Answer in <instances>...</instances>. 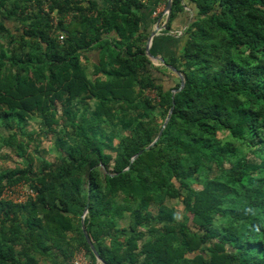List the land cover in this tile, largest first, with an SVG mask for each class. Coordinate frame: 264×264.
I'll use <instances>...</instances> for the list:
<instances>
[{
	"label": "trees",
	"instance_id": "16d2710c",
	"mask_svg": "<svg viewBox=\"0 0 264 264\" xmlns=\"http://www.w3.org/2000/svg\"><path fill=\"white\" fill-rule=\"evenodd\" d=\"M152 5L0 0V151L31 120L58 149L37 171L31 156L0 172V264H74L82 252L99 264L87 205L106 264H264V0H173L167 30L187 7L193 16L163 68L146 53ZM168 64L185 87L145 150L181 85ZM20 183L36 197L2 198Z\"/></svg>",
	"mask_w": 264,
	"mask_h": 264
},
{
	"label": "rangeland",
	"instance_id": "374dc122",
	"mask_svg": "<svg viewBox=\"0 0 264 264\" xmlns=\"http://www.w3.org/2000/svg\"><path fill=\"white\" fill-rule=\"evenodd\" d=\"M166 6H167V0H163L162 4L160 5V8L158 11H154L153 15L155 17H158L159 14H162L161 18L162 20H166ZM47 6L45 7V9ZM190 15V14H189ZM55 18V17H54ZM55 21L57 18L54 19ZM147 45V44H146ZM151 51V49H150ZM155 66L158 68H163V64L161 62H158L156 59L151 60ZM84 66L86 67V72L87 75L90 79L95 78L97 75H95V69L93 67V61H85ZM171 72V70H169ZM178 80H176V83ZM149 95H154V92H148ZM57 118H61V114H58ZM61 122L64 124L65 121L61 120ZM67 125V124H66ZM28 133L34 136V140L30 141L29 136L24 134ZM4 138V143L6 142V145L2 147V150L0 151V172H5L6 170L9 169H14L17 167H24L25 166V161L29 160L31 156H33V165L35 168V171L39 170L37 168L40 164L41 161H47V162H55L57 160L58 156V149L56 147V141H57V134H47L43 128V126L38 123V121H33L31 120L28 123V126L26 128V131L19 132L18 136L16 138H9L6 134L2 135ZM219 137L222 138L224 135L219 134ZM20 144H23L26 146L27 149V154L24 157H19L17 155V152L21 151ZM214 171V170H213ZM193 188L195 189H200L204 183H205V178L201 175L197 180H193ZM171 206H173L176 210L177 218L182 219L184 215L186 214L185 212V206L182 204V202L178 199L172 200L169 202ZM124 224H128L124 222ZM85 260L89 264L90 259L88 256L85 255ZM40 264H52V262H45L44 260L40 262ZM99 264H102L99 262Z\"/></svg>",
	"mask_w": 264,
	"mask_h": 264
},
{
	"label": "crops",
	"instance_id": "0c3cea01",
	"mask_svg": "<svg viewBox=\"0 0 264 264\" xmlns=\"http://www.w3.org/2000/svg\"><path fill=\"white\" fill-rule=\"evenodd\" d=\"M152 2L153 5L149 6V8H151V11L144 12V30H146V32L150 36L153 31L157 30L158 26H161L162 29L154 37L151 45V50L154 51V55L156 54V56H161L162 54L165 56L178 55L177 53H179L185 43L183 39V32L189 25L193 16L192 7H187L185 13L180 14L172 22V29L167 30V28L163 27L166 20L163 19L160 25H158V19L161 18L162 14H159L158 17H155L153 15L154 11L159 10L163 0H152ZM89 56L91 60L96 59V56L94 54H91ZM152 64L154 67H157L153 62ZM169 76H171L172 80H174L172 72L169 73Z\"/></svg>",
	"mask_w": 264,
	"mask_h": 264
},
{
	"label": "water",
	"instance_id": "95a60500",
	"mask_svg": "<svg viewBox=\"0 0 264 264\" xmlns=\"http://www.w3.org/2000/svg\"><path fill=\"white\" fill-rule=\"evenodd\" d=\"M172 8H173V0H167V6H166V11H165V13H166V21H165V23L163 25L164 28H167V25L170 22ZM161 21H162V18H159L158 19V25H160ZM161 29H162V27L161 26H158L157 27V30L156 31H153L152 34L149 36L148 41H147V45H146V53H147L148 57L150 58V60H152V59L155 60L156 59L158 62H161L162 64H165V59L162 56H155L150 51L151 45H152V42H153V39H154V37L157 35V33ZM166 66L180 78L181 85H180V87L178 89H176V90L173 91V106L170 108V111L168 113V116H167V118H166V120H165V122L163 124V127H162L160 133L158 134L157 138L151 143V145L148 146L145 150L151 149L160 140V138H161V136H162V134H163L166 126L168 125L169 120H170L172 114H173V109H174V105H175L174 95L177 92L181 91L185 87V83L186 82H185V78H184L183 74L179 70H177L175 67H173V66H171L169 64L166 65ZM145 150L139 151L132 158V162L135 161L137 158H139L144 153ZM127 169H129V168H127ZM88 211H89V205L86 206V208L84 210V213H83V216H82V219H81L82 230H83V232L85 234V237H86L88 243L90 244V247H91V250H92L93 254L96 256V258L98 259L99 262H101L102 264H106V263H104L102 261L100 255H99V252L97 250V248L93 244V242H92V240H91V238H90V236H89V234L87 232V229H86V226H85V218H86V216L88 214Z\"/></svg>",
	"mask_w": 264,
	"mask_h": 264
},
{
	"label": "built area",
	"instance_id": "2783aa9c",
	"mask_svg": "<svg viewBox=\"0 0 264 264\" xmlns=\"http://www.w3.org/2000/svg\"><path fill=\"white\" fill-rule=\"evenodd\" d=\"M33 197H36V192H34L33 189L29 188L25 184L20 183L17 186L7 187L4 190L2 198L13 201L14 203H25L29 198ZM74 264H88L85 260L83 252L77 256L76 260L74 261Z\"/></svg>",
	"mask_w": 264,
	"mask_h": 264
},
{
	"label": "clouds",
	"instance_id": "9594fccd",
	"mask_svg": "<svg viewBox=\"0 0 264 264\" xmlns=\"http://www.w3.org/2000/svg\"><path fill=\"white\" fill-rule=\"evenodd\" d=\"M166 11V10H165Z\"/></svg>",
	"mask_w": 264,
	"mask_h": 264
}]
</instances>
